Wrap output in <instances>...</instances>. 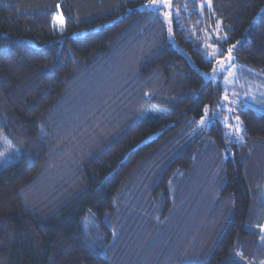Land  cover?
I'll return each mask as SVG.
<instances>
[{"label":"trees","instance_id":"obj_1","mask_svg":"<svg viewBox=\"0 0 264 264\" xmlns=\"http://www.w3.org/2000/svg\"><path fill=\"white\" fill-rule=\"evenodd\" d=\"M230 64L264 77V0H0V264H264V112L226 133Z\"/></svg>","mask_w":264,"mask_h":264},{"label":"rangeland","instance_id":"obj_2","mask_svg":"<svg viewBox=\"0 0 264 264\" xmlns=\"http://www.w3.org/2000/svg\"><path fill=\"white\" fill-rule=\"evenodd\" d=\"M170 4L171 0L170 3L162 5ZM166 21L168 22V19ZM53 25L58 31H62V18L59 12L54 16ZM221 52V47L213 46L207 51L206 56L213 60ZM215 76L221 81L223 90L217 108H222L227 113L225 116H217V118L223 123L226 133L231 135L232 139L242 138L240 120L234 113L246 107H253L264 112V77H259L252 70L235 64L218 66ZM225 96H227V99H225ZM202 118L205 125L214 121V117L209 115L208 107L205 108ZM19 154V150L15 148L11 140L0 131V166H6ZM262 229H264V225ZM117 255L118 252L115 253V257Z\"/></svg>","mask_w":264,"mask_h":264},{"label":"snow or ice","instance_id":"obj_3","mask_svg":"<svg viewBox=\"0 0 264 264\" xmlns=\"http://www.w3.org/2000/svg\"><path fill=\"white\" fill-rule=\"evenodd\" d=\"M151 3L153 4H166V3H170V0H151ZM168 15H171V13H168ZM228 60H231V49H229V56H228ZM221 64H223L224 62H220ZM225 99H227V96H225ZM203 118L201 123H203Z\"/></svg>","mask_w":264,"mask_h":264}]
</instances>
